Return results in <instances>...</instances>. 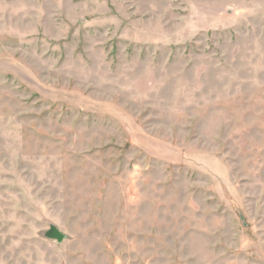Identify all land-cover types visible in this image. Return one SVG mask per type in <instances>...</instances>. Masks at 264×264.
Instances as JSON below:
<instances>
[{
	"label": "rangeland",
	"instance_id": "obj_1",
	"mask_svg": "<svg viewBox=\"0 0 264 264\" xmlns=\"http://www.w3.org/2000/svg\"><path fill=\"white\" fill-rule=\"evenodd\" d=\"M0 264H264V0H0Z\"/></svg>",
	"mask_w": 264,
	"mask_h": 264
},
{
	"label": "water",
	"instance_id": "obj_2",
	"mask_svg": "<svg viewBox=\"0 0 264 264\" xmlns=\"http://www.w3.org/2000/svg\"><path fill=\"white\" fill-rule=\"evenodd\" d=\"M46 236L50 238H55L58 241H63L65 239V234L62 233L55 225L50 226V228L46 232Z\"/></svg>",
	"mask_w": 264,
	"mask_h": 264
}]
</instances>
